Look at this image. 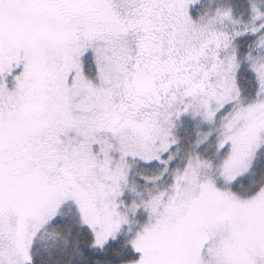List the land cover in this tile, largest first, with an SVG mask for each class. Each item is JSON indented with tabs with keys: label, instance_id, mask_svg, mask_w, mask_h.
Masks as SVG:
<instances>
[{
	"label": "snow or ice",
	"instance_id": "snow-or-ice-1",
	"mask_svg": "<svg viewBox=\"0 0 264 264\" xmlns=\"http://www.w3.org/2000/svg\"><path fill=\"white\" fill-rule=\"evenodd\" d=\"M0 264H264V0H0Z\"/></svg>",
	"mask_w": 264,
	"mask_h": 264
}]
</instances>
